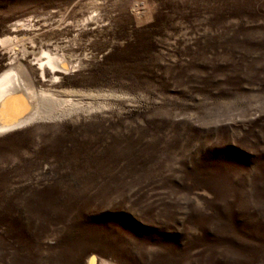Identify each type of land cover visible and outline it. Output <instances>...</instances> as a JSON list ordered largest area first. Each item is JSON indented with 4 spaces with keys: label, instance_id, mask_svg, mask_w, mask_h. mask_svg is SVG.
<instances>
[{
    "label": "rangeland",
    "instance_id": "rangeland-1",
    "mask_svg": "<svg viewBox=\"0 0 264 264\" xmlns=\"http://www.w3.org/2000/svg\"><path fill=\"white\" fill-rule=\"evenodd\" d=\"M10 69L0 264H264V0H0Z\"/></svg>",
    "mask_w": 264,
    "mask_h": 264
},
{
    "label": "bare ground",
    "instance_id": "bare-ground-1",
    "mask_svg": "<svg viewBox=\"0 0 264 264\" xmlns=\"http://www.w3.org/2000/svg\"><path fill=\"white\" fill-rule=\"evenodd\" d=\"M39 66L42 70L47 67L50 71L65 70L69 67L62 56L49 52H44L43 56L39 59ZM22 75L11 69L0 74V117H4L5 119L3 123H0V134L21 125L26 120L31 121L35 118V116L27 119L24 117H9L14 110L22 108L24 104L28 105L27 99L34 100L38 98L42 102H45L54 99L53 97L57 95L43 90L31 94L29 92L30 85L27 81L29 79L25 80L22 78Z\"/></svg>",
    "mask_w": 264,
    "mask_h": 264
}]
</instances>
